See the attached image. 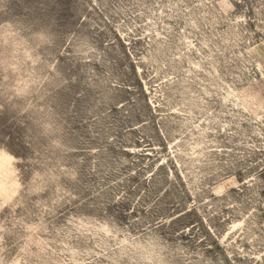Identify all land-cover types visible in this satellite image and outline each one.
Masks as SVG:
<instances>
[{
    "label": "rangeland",
    "instance_id": "rangeland-1",
    "mask_svg": "<svg viewBox=\"0 0 264 264\" xmlns=\"http://www.w3.org/2000/svg\"><path fill=\"white\" fill-rule=\"evenodd\" d=\"M0 264H264V0H0Z\"/></svg>",
    "mask_w": 264,
    "mask_h": 264
}]
</instances>
